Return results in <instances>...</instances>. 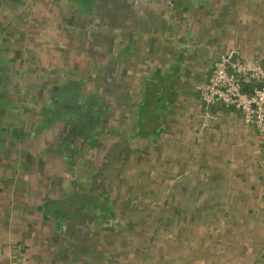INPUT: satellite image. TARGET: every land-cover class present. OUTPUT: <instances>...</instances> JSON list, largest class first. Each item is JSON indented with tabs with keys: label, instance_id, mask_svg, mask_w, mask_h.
I'll list each match as a JSON object with an SVG mask.
<instances>
[{
	"label": "crops",
	"instance_id": "1",
	"mask_svg": "<svg viewBox=\"0 0 264 264\" xmlns=\"http://www.w3.org/2000/svg\"><path fill=\"white\" fill-rule=\"evenodd\" d=\"M73 10L57 32L62 80L72 84L65 104L80 111L79 97H96L82 112L104 120L61 126L72 130L71 166L18 154L32 169L0 183V264H264L262 137L222 103L202 131L209 108L198 91L221 54L264 63V0H79ZM100 154L114 168L135 164L126 178L158 196L157 225L172 234L112 233L105 246L107 197L91 187L113 175L110 165L99 170Z\"/></svg>",
	"mask_w": 264,
	"mask_h": 264
},
{
	"label": "rangeland",
	"instance_id": "2",
	"mask_svg": "<svg viewBox=\"0 0 264 264\" xmlns=\"http://www.w3.org/2000/svg\"><path fill=\"white\" fill-rule=\"evenodd\" d=\"M77 3L79 0H32L23 4L14 0H0V147L6 153L0 156V183L13 185L14 176L17 177L21 170L32 169V161L30 163L17 159L20 154L26 160L35 152L59 155L66 158L71 166V159L68 161L67 156L71 155V149L75 145L67 136L72 130L60 129L61 126L75 127L80 120L88 126H95L94 122L104 120L102 114L91 118L92 115L82 112L86 110L85 103L88 100L91 104L97 102L96 97H93V101L90 96L79 97L81 103L83 99L80 111L65 104L68 95L66 90L72 84L62 80L64 69L59 64L60 39L57 32L62 26H68L66 16L71 11L75 13L73 9ZM73 25H77V17L74 18ZM93 85L94 83H90V86ZM53 124L59 125V128L53 131ZM85 132L89 136L92 133L95 136L96 133ZM42 146L44 148H40ZM124 149L121 148L122 151ZM111 152L112 149L106 146L100 153H105L107 159ZM102 157L100 154V159ZM104 159H101L100 171H103L105 165L111 166L113 163ZM114 163L117 166L118 161ZM133 165L135 166L129 161L126 167L111 166V182L104 184L106 179L101 173L102 184L91 187L92 190L105 193L107 197L102 198V203L107 208L105 211L101 209L102 219L99 224L102 239H109L105 244L107 247L113 241L109 236L112 233L122 239L129 238L131 234L138 237L172 234L169 227L157 225V217L162 213V209H158L162 205L158 196L152 190L147 193L146 190L151 188L145 187V183L141 184L139 179L126 178L133 172ZM143 168L147 171L149 165L146 164L141 167ZM28 180L32 181V173ZM81 189L85 190L84 187ZM16 191L21 193L22 190L17 187ZM164 213L171 218L172 209H165Z\"/></svg>",
	"mask_w": 264,
	"mask_h": 264
},
{
	"label": "built area",
	"instance_id": "3",
	"mask_svg": "<svg viewBox=\"0 0 264 264\" xmlns=\"http://www.w3.org/2000/svg\"><path fill=\"white\" fill-rule=\"evenodd\" d=\"M232 56L231 53L221 54L215 58L209 79L198 86V91L206 104L215 106L221 102L225 106L240 110L244 121L258 131L264 143V63L258 59L251 62L237 59L232 63ZM218 119L219 116L214 110L204 111L201 130H205L212 121L216 122ZM262 219L264 221V215Z\"/></svg>",
	"mask_w": 264,
	"mask_h": 264
},
{
	"label": "water",
	"instance_id": "4",
	"mask_svg": "<svg viewBox=\"0 0 264 264\" xmlns=\"http://www.w3.org/2000/svg\"><path fill=\"white\" fill-rule=\"evenodd\" d=\"M236 55H233V57H232V63H234L235 61H236ZM259 87L261 88L262 87V84L260 83L259 84ZM245 90H246V87L244 88ZM204 105H206L210 110H213V108H214V106L212 105V104H206L205 102H204Z\"/></svg>",
	"mask_w": 264,
	"mask_h": 264
}]
</instances>
